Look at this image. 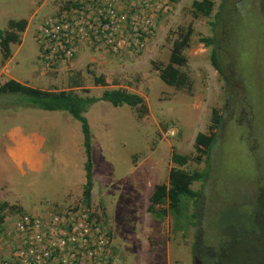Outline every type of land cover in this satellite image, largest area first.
<instances>
[{
  "label": "rangeland",
  "instance_id": "374dc122",
  "mask_svg": "<svg viewBox=\"0 0 264 264\" xmlns=\"http://www.w3.org/2000/svg\"><path fill=\"white\" fill-rule=\"evenodd\" d=\"M70 1L0 0L1 30L12 19L28 21L22 43L11 46L10 59H3L0 46V84L15 80L44 91L94 97L106 89H121L145 99L148 114L141 119L129 106L106 102L84 114L92 141V207L101 227L112 233L110 249L121 264H194L193 241L199 232L210 248L222 233L231 232L226 240L233 241L234 254L242 249L236 233L264 236L247 227L255 221V209L261 211L256 199L264 198V0H211V16L199 18L194 17L192 4L202 0H169L154 36L140 53L112 57L83 46L74 60L47 67L35 36ZM223 4L238 5L243 13L241 18L230 14L229 33L226 28L223 33L214 31ZM190 27L193 35L183 70L193 80L192 94L166 85L157 71L159 64L169 62L178 34ZM212 37L215 45L203 42ZM222 38L219 58L227 79L212 64V52L221 48ZM100 75L113 86L96 87L94 79ZM23 101L16 95H0V201L16 205L15 211L4 214L1 233L21 208L22 214L40 215L80 206L86 183L80 122L68 113L42 111ZM215 109L222 115L217 141L209 158L196 163V136L207 132ZM35 141H44L42 167L32 152ZM173 152L191 158L183 169L206 174L192 184L202 195L201 205L196 208L190 201L177 225L172 215L161 221L148 211L155 187L168 183L176 166ZM197 210L201 221L189 217ZM262 247L264 254V243Z\"/></svg>",
  "mask_w": 264,
  "mask_h": 264
},
{
  "label": "trees",
  "instance_id": "16d2710c",
  "mask_svg": "<svg viewBox=\"0 0 264 264\" xmlns=\"http://www.w3.org/2000/svg\"><path fill=\"white\" fill-rule=\"evenodd\" d=\"M72 4L73 3L70 1L64 10L71 9ZM74 6L79 7V4L76 3ZM258 9L260 10V8ZM213 10L214 2L211 0L195 1L192 4V13L195 18H199L200 16L210 17ZM247 11L249 13V10ZM262 12L264 15V3L262 5ZM230 14L237 15L240 18L243 17V13L238 9V5L230 7L227 4H223L216 15V22L213 23L214 31L217 29L218 33H223L222 30H225L226 28V31L229 33L228 25H230L229 21L232 20ZM27 26L28 21L26 19H12L9 21L6 30L3 31L0 29V46L4 60H8L12 57L11 46L13 44L20 45L22 43L21 35L26 31ZM233 27L234 26L231 24L230 28L232 29ZM255 31L256 30L254 29V33L257 34ZM192 35L193 29L191 27L187 30L183 29V31L178 34V39L173 44L169 62L166 65L159 64L157 66L159 77L166 85L177 90H184L190 94L193 93V80L183 69L186 68L188 64L185 51L190 47ZM139 39L140 41L143 40V38ZM221 41V48L219 50L215 49L212 52V64L216 70L220 74H223L225 79H227L219 58L220 51L223 47V38ZM203 42L207 45H215L217 41L215 37H212L205 38ZM132 45L135 46L136 42L132 43ZM100 52L112 57L116 56V54L110 49H101ZM78 84L79 83L76 82L75 86L78 87ZM94 84L96 87L113 86V83H111L105 75L95 77ZM0 95H16L21 101H23L22 97L26 98L28 103L23 102L28 107L38 108L46 112H65L80 122L83 133V146L86 154V183L80 206H74L72 208L77 209L79 207H85L90 212V220H95L96 225L101 226V223L99 222L100 220L94 213L92 207L94 189L92 141L90 125L84 114L95 104L106 102L114 107L129 106L136 110L138 118L141 119L148 114V107L146 106L145 99L136 93H130L121 89H106L103 91L101 97L90 95L82 96L73 91H44L23 85L15 80H8L5 83L0 84ZM221 124L222 115L217 109H215L213 111L212 123L207 132L199 133L196 136L194 145L195 157L193 158V161L201 163L204 159L209 158L213 146L217 141ZM171 160L176 166L172 167L169 172L168 183L159 184L155 187L150 198L148 211L156 220L161 221L166 219L169 215H172L175 218L174 224L177 225L178 217L180 214L187 211L190 201L194 202L196 208L201 205L200 198L202 195L192 189V184L204 180L206 174L203 171L195 170L190 172L183 169V167L188 165L191 161L189 156L173 152ZM262 191L263 189H260L258 196ZM261 195L264 196V192H262ZM184 197L187 198L186 201L183 199ZM256 207L261 211H256L255 209V221L247 225V227L253 230H259L264 234V198L256 199ZM15 209L16 205H13L6 200L0 201V225L4 223V214L9 211H15ZM15 214H17V216L13 218V224L10 228H2L3 231L2 233L0 232V264H19L16 257L19 245V242L17 241L18 235L17 232L14 231L16 228V222L20 217L22 218L27 214H22V208L20 212L17 211ZM39 216L50 217V212L41 213ZM189 217L193 220H195V218L196 220H200L201 218L198 210ZM241 232H243V235L236 233L234 239L241 242L242 249L238 250L235 254L231 249V245L234 244L233 241H230L229 239L226 240V238H229V235H231V232L227 233V235L222 233L221 239H217L214 246H212L213 248L208 247V243L207 246L204 245L203 233H197L196 240L193 241L195 244V246L193 244V251H195V254H193L194 264H264V254L260 251L263 249L262 244L264 243V236L257 237L253 232ZM106 233L108 238L112 240V233L110 231L107 232V230ZM250 234L252 236H250Z\"/></svg>",
  "mask_w": 264,
  "mask_h": 264
},
{
  "label": "built area",
  "instance_id": "2783aa9c",
  "mask_svg": "<svg viewBox=\"0 0 264 264\" xmlns=\"http://www.w3.org/2000/svg\"><path fill=\"white\" fill-rule=\"evenodd\" d=\"M71 2V9L51 16L35 36L47 67L74 60L83 46L93 51L110 49L116 56L140 53L154 36L158 17L169 8V0ZM14 232L19 264H121L110 249L106 230L90 220L85 207L50 217L24 215Z\"/></svg>",
  "mask_w": 264,
  "mask_h": 264
},
{
  "label": "crops",
  "instance_id": "0c3cea01",
  "mask_svg": "<svg viewBox=\"0 0 264 264\" xmlns=\"http://www.w3.org/2000/svg\"><path fill=\"white\" fill-rule=\"evenodd\" d=\"M44 141H35V148L32 152H34V154L36 155L37 159H39V163H38V167H42V161L44 159V155L42 154V147H43ZM29 151V150H28ZM31 152V151H29ZM26 161H23L22 163H24Z\"/></svg>",
  "mask_w": 264,
  "mask_h": 264
},
{
  "label": "clouds",
  "instance_id": "9594fccd",
  "mask_svg": "<svg viewBox=\"0 0 264 264\" xmlns=\"http://www.w3.org/2000/svg\"><path fill=\"white\" fill-rule=\"evenodd\" d=\"M79 54V53H78ZM77 57V56H76Z\"/></svg>",
  "mask_w": 264,
  "mask_h": 264
}]
</instances>
